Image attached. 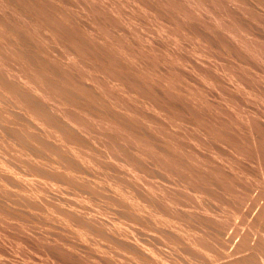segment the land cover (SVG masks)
<instances>
[{"label": "rangeland", "instance_id": "1", "mask_svg": "<svg viewBox=\"0 0 264 264\" xmlns=\"http://www.w3.org/2000/svg\"><path fill=\"white\" fill-rule=\"evenodd\" d=\"M0 264H264V0H0Z\"/></svg>", "mask_w": 264, "mask_h": 264}]
</instances>
